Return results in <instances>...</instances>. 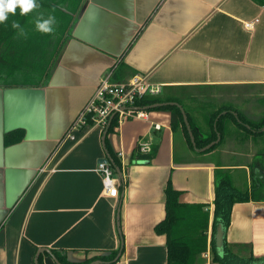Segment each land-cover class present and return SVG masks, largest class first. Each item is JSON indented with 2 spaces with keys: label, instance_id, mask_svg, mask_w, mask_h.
<instances>
[{
  "label": "crops",
  "instance_id": "obj_1",
  "mask_svg": "<svg viewBox=\"0 0 264 264\" xmlns=\"http://www.w3.org/2000/svg\"><path fill=\"white\" fill-rule=\"evenodd\" d=\"M81 7L47 84L0 88V264H37L39 256L43 264H57L50 251L71 263L118 251L110 264H167V236L155 226L165 218L168 181L179 202L207 204L208 247L194 264H221L212 245L215 179L251 194L260 168L252 165L254 140L261 136L245 137L230 120L213 151L192 149L164 109H146L144 118L118 121L112 131L87 125L74 131V140L67 133L107 74L116 82L146 75L163 86L161 97L179 102L164 103L180 105L205 137L221 109L220 115L229 109L261 121L264 6L84 0ZM17 129L24 139L5 146V133ZM146 141L154 155L141 160L138 146ZM105 158L119 186L114 198L97 172ZM257 186V199L233 205L224 231L229 251L244 258L264 257V192Z\"/></svg>",
  "mask_w": 264,
  "mask_h": 264
},
{
  "label": "trees",
  "instance_id": "obj_2",
  "mask_svg": "<svg viewBox=\"0 0 264 264\" xmlns=\"http://www.w3.org/2000/svg\"><path fill=\"white\" fill-rule=\"evenodd\" d=\"M84 0H35L37 7L31 12L21 15L19 8L16 14H9L8 19L0 23V88L9 87H39L45 86L50 78V74L55 67L61 51L68 39L71 25L81 11ZM258 5L264 6V0H253ZM79 11V12H78ZM54 17L55 23L51 32H42L36 29L37 19H47ZM19 24L18 28L12 27V22ZM177 100L159 96H145L138 104L147 110H167L171 113L172 129L182 130L188 144L192 149H202L218 138V134L223 139V132L226 130L230 120L240 129L245 137L250 135L262 136L264 131V119L261 121L250 120L240 114L233 116L230 110L220 115L224 110L213 113L209 120L210 135L205 137L201 129L195 127L192 117L186 112L188 123L195 139V145L191 141L188 133L182 109L176 104H163L161 107H151L164 102H176ZM178 102V101H177ZM179 103V102H178ZM220 115V116H219ZM118 125V119L113 118L108 131H112ZM25 137L23 129L12 130L4 135V145L10 146L21 142ZM222 141V140H221ZM207 149L206 152L213 151L216 145ZM154 152L137 157L141 160L151 159ZM115 159V158H114ZM117 163V161H116ZM118 165V163H117ZM215 199L212 220V233L216 236L219 225L226 231L231 223V212L233 205L238 202H249V199H257L255 186L250 193L243 192L233 186L229 179L217 177L215 179ZM180 193L173 188L170 181L165 189L166 213L162 222L155 226V232L159 235L167 236V264H194L200 254L207 251L208 229L210 226L209 212L205 210L207 204H187L179 202ZM215 251V262L221 264H264L263 258L240 257L229 251L224 242L223 253L219 254L212 243ZM117 252L107 255H96L87 260L84 264L100 260L105 264H110L117 256ZM60 264H80L71 263L65 255L57 251H50ZM37 264H43L39 256Z\"/></svg>",
  "mask_w": 264,
  "mask_h": 264
},
{
  "label": "built area",
  "instance_id": "obj_3",
  "mask_svg": "<svg viewBox=\"0 0 264 264\" xmlns=\"http://www.w3.org/2000/svg\"><path fill=\"white\" fill-rule=\"evenodd\" d=\"M259 20L247 22L246 28L253 29ZM163 86L149 82L145 75L135 74L126 81L116 82L111 75H105L89 103L79 112L74 123L67 133V137L75 139L74 131H78L87 125H98L107 128L114 117L119 122L133 118H144L146 109L139 106L138 102L145 96H159L162 94ZM160 129V125H154ZM152 146L149 141L140 142L138 152L141 155L151 153ZM123 157V153H119ZM44 169H41V172ZM97 172L101 175L104 190L111 197L119 195V186L115 179V169L109 162H100Z\"/></svg>",
  "mask_w": 264,
  "mask_h": 264
},
{
  "label": "clouds",
  "instance_id": "obj_4",
  "mask_svg": "<svg viewBox=\"0 0 264 264\" xmlns=\"http://www.w3.org/2000/svg\"><path fill=\"white\" fill-rule=\"evenodd\" d=\"M35 7H37L35 0H0V23L5 22L9 14L15 15L17 8H19L21 15H25ZM54 23L55 19L52 16L47 19H37L36 29L45 33L51 32ZM12 27L18 28L19 24L13 21Z\"/></svg>",
  "mask_w": 264,
  "mask_h": 264
},
{
  "label": "water",
  "instance_id": "obj_5",
  "mask_svg": "<svg viewBox=\"0 0 264 264\" xmlns=\"http://www.w3.org/2000/svg\"><path fill=\"white\" fill-rule=\"evenodd\" d=\"M163 104H166V103L155 104L154 106H151V107H161ZM178 106H180V105H178ZM182 113H183V117L185 118V122H186V125H187L188 133L190 134V137H191V141H192L193 145H195V139H194V136L192 134L191 128L189 126L188 118L186 117L185 112L183 110H182ZM110 125H111V123H110ZM219 138L217 139V141H219ZM217 141H214L210 145L202 148L201 150H207V149H209L210 147L214 146V144ZM99 162H108V159L105 158V159L100 160ZM224 238H225L224 229H223L222 225H219L218 228H217V231H216V251H218L219 254H222L223 253L222 250H223V245H224ZM53 259L55 260V262L57 264H60L56 260V258L54 256H53ZM101 263H102L101 261H94V262H92L90 264H101Z\"/></svg>",
  "mask_w": 264,
  "mask_h": 264
},
{
  "label": "rangeland",
  "instance_id": "obj_6",
  "mask_svg": "<svg viewBox=\"0 0 264 264\" xmlns=\"http://www.w3.org/2000/svg\"><path fill=\"white\" fill-rule=\"evenodd\" d=\"M258 139L254 140L256 149H258L257 155L255 156V159H253V163L255 166H259L258 172H256V175L253 176L255 178L253 180L255 190L258 188V184L262 185V192H264V135L261 137H257ZM255 160V161H254ZM260 188H258L257 191H259ZM256 192V191H255ZM259 193V192H258Z\"/></svg>",
  "mask_w": 264,
  "mask_h": 264
}]
</instances>
